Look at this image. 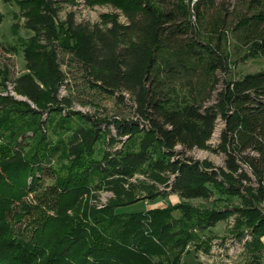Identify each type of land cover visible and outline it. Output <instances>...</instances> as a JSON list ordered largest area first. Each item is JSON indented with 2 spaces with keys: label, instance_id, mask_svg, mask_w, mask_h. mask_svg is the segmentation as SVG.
<instances>
[{
  "label": "trees",
  "instance_id": "16d2710c",
  "mask_svg": "<svg viewBox=\"0 0 264 264\" xmlns=\"http://www.w3.org/2000/svg\"><path fill=\"white\" fill-rule=\"evenodd\" d=\"M88 1L109 3L121 13H103L96 23L75 22L71 13L57 23L61 0L21 3L33 34L25 49L30 71L16 78L15 88L38 108L4 102L21 116L31 114L32 125L13 127L15 141L0 158V264H186L188 245L208 250L212 236L201 232L231 214L237 215L239 236L252 227L244 264H264V215L256 204L264 201V69L234 77L227 50L232 34L247 57H264V0H247L234 22L229 0ZM59 47L81 63L92 86L120 100L130 97L134 116L111 121L117 131L111 143L129 138L122 148L101 149L102 158L91 153L102 131L76 128L63 145L67 174L30 203L24 197L53 151L36 117L50 107L62 109L60 101L72 103L57 99L66 81ZM30 128L31 135L18 139ZM215 133L218 142L212 144ZM30 138L34 143L26 152ZM195 149L223 155L222 164L196 158ZM136 172L146 180L130 182ZM93 173H103L105 187L115 193L103 209L82 198ZM159 184L181 199L174 206L178 216L171 207L117 211L141 199L143 191L148 198L162 194ZM215 195L226 201L238 197L240 204L201 210L191 203ZM26 214L31 218L22 233L11 220Z\"/></svg>",
  "mask_w": 264,
  "mask_h": 264
},
{
  "label": "rangeland",
  "instance_id": "374dc122",
  "mask_svg": "<svg viewBox=\"0 0 264 264\" xmlns=\"http://www.w3.org/2000/svg\"><path fill=\"white\" fill-rule=\"evenodd\" d=\"M22 1L23 0H0V158L3 155L2 150H10L13 145L12 142L15 141L13 136L18 133V129H13V127H16L18 124L32 125L31 114L21 116L15 105L7 106L5 105V100H11L12 104H15V100L18 102L26 101L30 103L32 107L38 108L32 99L19 93L15 88L16 78L19 75L30 71L25 49L28 48L26 47L28 40H30L33 34L32 29L26 26L27 16L21 5ZM61 1L59 15L56 18L57 23L67 19L71 13L74 16L75 22L90 23L100 22L101 15L106 12L121 13V10L115 8L109 3H90L88 0ZM229 1V10L231 12L230 17L234 22L236 21L238 14L245 12L247 0ZM119 16L122 21L125 20L123 14H120ZM59 48L58 61L62 72L65 74L66 81L60 87L57 99L59 98L61 100L64 97H67L72 100V103L65 104V102L61 103L60 101L59 105L62 109L56 110L55 107H50L47 108L40 117H36L37 120L42 121L44 126L43 131L48 138L46 145L49 150L53 149V151L50 161H46L41 165L43 169L39 172L40 179L37 182V185L34 186L27 196L24 197V200L30 203H36L37 197L43 192L48 194L50 190H53V188L56 187L59 178L63 174H67V168H65V165L69 164V157H66L63 145L70 142L76 128H90L92 126L95 130L102 131V135L100 134L101 136L99 140L93 145L91 151L93 156H99L102 158L103 155H101V149L116 150L122 148L123 144L127 143L126 141L129 138V134H126L117 137V139L111 143L112 137L117 133L114 122L112 124L111 121L114 119H131L134 116L133 103L130 97L120 100L117 97V94L107 93L96 86H92L88 82V77L86 76L81 63L73 57L71 52H67L61 47ZM227 50L230 57L229 66L234 77H240L246 73L257 72L264 69V57H247L245 45L236 41L232 34L228 35ZM17 104L19 105L18 108L24 105ZM48 105L53 106L55 104L49 102ZM51 108L52 110L50 111ZM15 109L17 111L14 112ZM95 121L101 122L97 125ZM221 125L222 122H219L218 127H221ZM25 127L26 126H24V128ZM25 132L21 136H18V139L24 140L26 135L32 134V129H26ZM105 135L106 139L104 140L103 138ZM26 140L25 143L27 145L25 146V151L27 152V150L32 148L34 139L30 138ZM210 142H212V144L218 142L217 133L214 134ZM89 150L90 147H88L85 152L88 153ZM191 154L199 159H210L217 165L222 164L223 162V155L211 150L195 149ZM103 177V173L91 174L90 188L88 189V192L86 191L82 194L84 203L86 202L88 206L92 205L96 209H103L115 196L114 191L105 187ZM144 177L145 176L142 172H136L133 177L130 178V182H135V179L146 180ZM31 179L32 177L29 178V181ZM158 186L160 189L164 190L162 194L154 198H148L145 196L146 192L143 191L139 193L141 194L139 195L141 199L132 204L122 206L118 208L117 211H121V213H123L121 215H127L129 212L148 211L166 207L176 208L174 206L181 200L178 194L172 191H167L168 188L166 190L163 184H159ZM217 196L218 195H215L209 199L194 198L191 200V203L193 206L198 207L201 210L205 208H217L225 204H240L238 197H230L226 201L218 200ZM256 204L264 215V201ZM14 207L13 210L16 211L18 206ZM172 210V213L175 216L180 214L178 208ZM49 212L52 213L53 210L50 209ZM30 218L31 215L29 214H26L25 216L22 215L19 221H15V218H13L11 220L14 226L13 228L23 233ZM236 221V214H231L227 218L218 221V224L214 229L216 230L214 237L210 239V248L213 247L214 244L219 248L225 241L229 242L230 239L239 236L235 233ZM251 229L252 227L248 226L242 228V233L240 235H245L246 232L250 234ZM252 240L253 233L251 234V238L244 244L246 251ZM243 253H245V251H243ZM243 253H239L237 257H235L236 255H228L227 253L224 255L226 258L230 259V261L237 259L238 264H241ZM248 258L249 257H245L244 259L247 260Z\"/></svg>",
  "mask_w": 264,
  "mask_h": 264
},
{
  "label": "crops",
  "instance_id": "0c3cea01",
  "mask_svg": "<svg viewBox=\"0 0 264 264\" xmlns=\"http://www.w3.org/2000/svg\"><path fill=\"white\" fill-rule=\"evenodd\" d=\"M217 223L214 226H211L204 231L201 232L202 237H208L212 236L214 237L215 234V227L217 226ZM218 231V230H217ZM244 235L237 236L236 239H242ZM211 237V238H212ZM262 244H263V253H264V234L260 238ZM220 243V242H219ZM234 247V245H226L224 246L225 251H217L213 247H209L208 250L204 249V247H200L197 249L195 247L194 243H191L188 245L186 251L182 255V261L186 262V264H238L237 259L234 261H230V259L226 258L224 255L227 253L228 255H234L231 254L230 250ZM245 251V253H243ZM220 252V253H218ZM239 253H243L242 262L241 264H244L246 262L245 257H248L247 251L245 248L241 249ZM239 255V254H238ZM237 257V256H236ZM248 260V259H247ZM228 262V263H227Z\"/></svg>",
  "mask_w": 264,
  "mask_h": 264
},
{
  "label": "built area",
  "instance_id": "2783aa9c",
  "mask_svg": "<svg viewBox=\"0 0 264 264\" xmlns=\"http://www.w3.org/2000/svg\"><path fill=\"white\" fill-rule=\"evenodd\" d=\"M250 238H251V233L249 234V233L246 232L244 240H237L235 238H232V239L229 240V242L225 241L223 243V245H221V247H224L227 244L236 246V254H234V256L235 255L237 256L239 254V251L244 248L245 242L248 241Z\"/></svg>",
  "mask_w": 264,
  "mask_h": 264
},
{
  "label": "bare ground",
  "instance_id": "6f19581e",
  "mask_svg": "<svg viewBox=\"0 0 264 264\" xmlns=\"http://www.w3.org/2000/svg\"><path fill=\"white\" fill-rule=\"evenodd\" d=\"M216 134V133H215ZM112 193V192H111ZM221 241V240H220ZM219 243V242H218ZM221 243V242H220ZM213 248L217 251H225L224 247H219L217 248L216 244L213 245ZM231 254H236V246H234L231 250H230Z\"/></svg>",
  "mask_w": 264,
  "mask_h": 264
}]
</instances>
